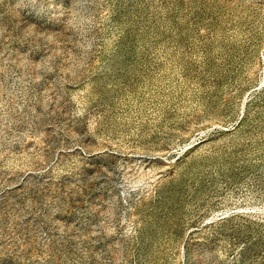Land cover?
<instances>
[{"label": "rangeland", "instance_id": "obj_1", "mask_svg": "<svg viewBox=\"0 0 264 264\" xmlns=\"http://www.w3.org/2000/svg\"><path fill=\"white\" fill-rule=\"evenodd\" d=\"M0 264H264V0H0Z\"/></svg>", "mask_w": 264, "mask_h": 264}]
</instances>
